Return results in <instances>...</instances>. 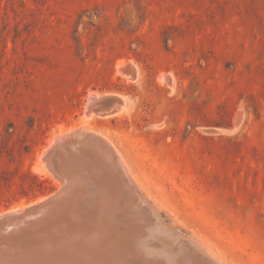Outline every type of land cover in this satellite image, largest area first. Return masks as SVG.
Here are the masks:
<instances>
[{
    "label": "rangeland",
    "instance_id": "obj_1",
    "mask_svg": "<svg viewBox=\"0 0 264 264\" xmlns=\"http://www.w3.org/2000/svg\"><path fill=\"white\" fill-rule=\"evenodd\" d=\"M97 94L126 106L85 119ZM76 130L84 180L106 142L175 230L264 264V0H0V213L59 189L40 157Z\"/></svg>",
    "mask_w": 264,
    "mask_h": 264
},
{
    "label": "bare ground",
    "instance_id": "obj_2",
    "mask_svg": "<svg viewBox=\"0 0 264 264\" xmlns=\"http://www.w3.org/2000/svg\"><path fill=\"white\" fill-rule=\"evenodd\" d=\"M122 67H118V72L128 80L133 78L131 72L134 76L137 74L130 65ZM113 114L99 115L85 110L84 118ZM64 136H56L52 142L58 144L55 150L60 151L57 160L51 162L58 169L44 160L47 150L40 157L41 165L60 181L58 191L52 195L53 202L35 216L22 218L0 231V255L3 256L0 264H222L194 239L175 230L171 223H165L133 183L124 161L110 144L105 147L113 155L104 153V161L109 164L102 172L106 181L115 182L112 187L116 192L96 194L94 186L103 173L99 177L88 175L91 179L83 180L87 173L85 176L82 173L88 171L82 160L83 145ZM93 148L89 150L92 159L101 153L98 147ZM100 179L104 181L102 176ZM26 207L22 205L17 210Z\"/></svg>",
    "mask_w": 264,
    "mask_h": 264
},
{
    "label": "water",
    "instance_id": "obj_3",
    "mask_svg": "<svg viewBox=\"0 0 264 264\" xmlns=\"http://www.w3.org/2000/svg\"><path fill=\"white\" fill-rule=\"evenodd\" d=\"M130 75H131L130 77H134L133 72H131ZM86 106H87L86 110L89 112H95V113H98L99 115H106L109 113L120 112L122 110V108H124L126 106V103H125V100L122 97H120L119 95L103 94V95H100L99 97L96 95L89 96V98L87 99V102H86ZM66 136H67V138H66ZM66 136H64L63 138H66L69 141H74V139H75L76 142H80V145H83L85 140H88L91 137V136H89V134L82 132L80 130L73 131L71 134H68ZM76 138H77V140H76ZM57 145L58 144H56V143H55V145L53 143H51V145L46 149L47 151H46L44 160L47 163H50L52 165H53V163H51V162L52 161L55 162L57 160L56 156L60 152L59 150H55ZM105 145H106V143H104V144L102 143L101 147H103V150L108 151V150H106ZM108 152L111 156L113 155L110 151H108ZM105 158H106V156L103 157V160H105ZM104 162L106 163V165L109 164L106 161H104ZM55 168H57V166L53 165V169H55ZM106 169H108V166L106 167ZM120 178H122V176H120ZM63 188H65V186H63ZM57 191H55V192H57ZM54 193H52L50 196H48V197H46V198H44L38 202L27 205V207L22 209L21 211H18L17 209H13L14 210L13 212H10L11 210L1 212L0 213V231L7 230L8 227L12 226L17 221H20L22 218H25V217L30 216V215L32 216L33 214L35 216V214H38L39 212L43 211V209H47V207L50 205V203L53 202L54 196H52V195ZM149 204L152 205L151 203H149ZM161 218L165 221L166 224H170L168 221L165 220V218L162 215H161ZM176 230H178V229H176ZM2 257L0 255V258H2Z\"/></svg>",
    "mask_w": 264,
    "mask_h": 264
},
{
    "label": "trees",
    "instance_id": "obj_4",
    "mask_svg": "<svg viewBox=\"0 0 264 264\" xmlns=\"http://www.w3.org/2000/svg\"><path fill=\"white\" fill-rule=\"evenodd\" d=\"M28 177H30V179L33 181V182H35V183H37V178L35 177V176H32V175H29ZM47 181V180H46ZM45 180L43 181V182H39V190H41V189H43L44 188V184H45V182H46ZM43 185V186H42ZM42 186V187H41ZM50 191H52V190H49L47 193H49Z\"/></svg>",
    "mask_w": 264,
    "mask_h": 264
}]
</instances>
